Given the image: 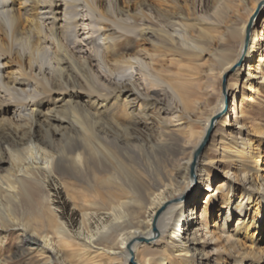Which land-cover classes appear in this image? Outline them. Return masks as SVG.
I'll return each mask as SVG.
<instances>
[{"label":"bare ground","instance_id":"1","mask_svg":"<svg viewBox=\"0 0 264 264\" xmlns=\"http://www.w3.org/2000/svg\"><path fill=\"white\" fill-rule=\"evenodd\" d=\"M262 101L264 0H0V264H264Z\"/></svg>","mask_w":264,"mask_h":264},{"label":"rangeland","instance_id":"2","mask_svg":"<svg viewBox=\"0 0 264 264\" xmlns=\"http://www.w3.org/2000/svg\"><path fill=\"white\" fill-rule=\"evenodd\" d=\"M219 2L220 1H223V0H218ZM212 11L210 10V13H211ZM259 18V16L258 17H256V15H254V17H252V19H258ZM145 48L147 49V50H150L151 49V47H149V46H145ZM233 71H229V72H227V73H225V74H228V77H227V79H226V88H225V91H226V89H227V81H228V78H229V76H230V74L232 73ZM202 74H203V72H201ZM225 74H223V76L225 75ZM198 77V76H197ZM199 78V80L202 82V81H205L206 79L205 78H203V77H198ZM223 78V77H222ZM222 79H221V83L219 84H217V85H215V90H216V92L215 93H218V91H220V93L222 94ZM216 95V94H215ZM223 98H224V100H225V97L227 98V101H228V103H227V110H226V112H224L223 114H226V113H228V110H229V106H230V97L229 96H227V95H223L222 96ZM212 101H214V98H212L211 99ZM262 103H264L263 101H262ZM242 107H243V111H248L249 109H248V107H247V105L245 104V103H243L242 105H241ZM224 110V109H223ZM256 110V109H255ZM230 113V115H231V112H229ZM252 113H254V111L252 110L251 111V114ZM259 114H261V115H263L264 116V110H261V111H257L255 114H254V116L255 117H257ZM253 115V114H252ZM214 126V125H213ZM190 178V177H189ZM222 180H224V179H222ZM192 187H195V184L192 186ZM180 227H179V225H177V224H175L174 226H173V229L175 230V232H176V234H178V235H180V233H181V230L179 231L178 229H179ZM177 230H178V232H177ZM263 240H264V238H263ZM17 260H14V261H12L14 264H16L17 262H16ZM128 264H129V262H128Z\"/></svg>","mask_w":264,"mask_h":264},{"label":"water","instance_id":"3","mask_svg":"<svg viewBox=\"0 0 264 264\" xmlns=\"http://www.w3.org/2000/svg\"><path fill=\"white\" fill-rule=\"evenodd\" d=\"M247 42H248V40H247V38H246L245 46H246ZM244 50H245V48H244ZM239 64H240V62H238L237 65H239ZM227 77H228V74H225V75L223 76V78H222V86H221V87H222V95H224V96H225V88H226V79H227ZM227 103H228V101H227V98L225 97V100H224V110H223L222 113L226 112V110H227ZM217 118H218V117H215V118L212 119L211 124H210V127H209V129H208V131H207V133H206L205 138H204V141H203V143L199 146V148L197 149V151H196V153H195V156H197V155L201 152L203 146H204V145L206 144V142L209 140L210 135H211L212 130H213L214 122L216 121ZM189 176H190L191 179H194V174H193V170H192V169H191V171H190V175H189ZM129 264H134V263L132 262V254H131V253H130Z\"/></svg>","mask_w":264,"mask_h":264}]
</instances>
